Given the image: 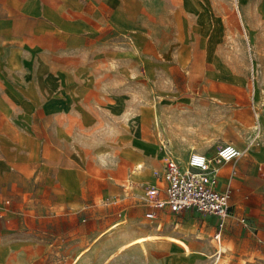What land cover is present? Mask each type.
<instances>
[{"label":"crops","instance_id":"obj_1","mask_svg":"<svg viewBox=\"0 0 264 264\" xmlns=\"http://www.w3.org/2000/svg\"><path fill=\"white\" fill-rule=\"evenodd\" d=\"M203 7L206 4L201 0H0V226L11 230L0 234V264H39L46 259L14 254L18 249L32 247L29 233L13 222L27 212L25 208L29 209L32 201L38 206L46 203L55 215L62 210L82 209L83 200L108 198L123 191L127 194V190L145 202L157 179L156 164L162 161L161 175L167 159L185 168L191 152L210 157L225 143L236 146L220 139L222 127L217 122L223 105L246 104L240 89L248 88L249 73H264V0H240V21L249 49L246 52L242 46L238 54L224 45L232 29L223 14H207ZM180 54L193 56L194 62L203 66L202 80L192 81L187 75L184 83V87L197 86L198 95L191 102L193 118L177 109L169 112V105L165 106L164 116L158 117L151 108V138L146 137V141L144 114L135 110L129 142L116 131L117 143H105L112 134L95 126L101 124L99 121L126 119L136 98L128 94V89L149 87L156 100L160 87H177L176 79L160 80L159 75L170 68L182 74ZM256 79L252 105L253 109L256 105L262 109V146L257 153L255 147L245 150L255 157L264 150V78L258 75ZM224 88L230 89L231 95L224 93ZM171 112L175 114L173 120L167 115ZM153 115L157 116L164 139L159 142L160 150L142 157L151 169L153 182L133 180L125 185L89 172L86 152L93 151L97 156L118 150L117 173L121 175L123 166L133 163V158L124 153L126 149L142 151V142L157 145L159 130L153 127ZM186 120L194 121L191 128ZM89 133L102 136L100 143L80 145L79 137ZM134 139L139 143H133ZM163 144L176 159L167 157ZM256 159L264 167V158ZM231 161L218 168V189L230 190V205L235 208L247 199L246 207L254 211L255 217L260 210L264 231L262 171L243 161L229 173L220 172ZM244 183L254 185L252 190L248 186L246 195L241 187ZM250 191L254 193L252 204ZM155 212L157 218L142 228L126 226L118 231L123 241L142 238L130 246L144 255L145 264H201L210 254V243L198 241L191 232L185 234L176 227V219L195 214ZM240 212L243 209L234 215ZM240 218L244 217H234L233 225L242 224ZM171 237L184 240L189 250ZM255 250H249L252 261L246 263L264 264L254 257ZM256 251L264 257V247ZM215 253H219L216 260L224 251ZM236 253L229 254L230 260L236 261L230 264L240 263V250L236 249ZM89 254V249L82 252L73 264L95 263Z\"/></svg>","mask_w":264,"mask_h":264},{"label":"rangeland","instance_id":"obj_2","mask_svg":"<svg viewBox=\"0 0 264 264\" xmlns=\"http://www.w3.org/2000/svg\"><path fill=\"white\" fill-rule=\"evenodd\" d=\"M201 1L206 4V7L202 8V11H206L207 14H213L215 12L221 13L228 25H231L232 31L228 40L224 42V45H226L231 52L232 50L235 51L236 54L241 53L242 46L243 49L248 52L249 47L246 33L239 15L240 0ZM166 58L168 60L171 59L170 57ZM179 58L180 64L184 68L182 74H178L174 69L170 68L168 70H163L159 75L160 80L176 79L179 82L177 87L173 86V84H169V87H160L158 91L159 94L155 97L156 100L152 99V93L149 87L144 86L142 89H128V94L136 96V98L135 105L131 111H128L126 119L121 121L110 119L107 120V123L99 121L101 124L96 125L95 128H106L112 134L105 143L112 146L117 143L118 137L115 136L116 131L119 132V135L124 134V137L128 140L127 142H129L131 138L129 130L134 127L132 116L134 115L133 113L136 112L135 110H142L141 112L144 114L143 125H145V137L143 140L146 141H148L146 137L151 138L149 128L151 108H154L155 112L157 111L158 117L164 116L163 112L166 111L165 106L169 105V112L177 109L178 111L190 114L193 118L190 111H192V106L194 105H191V102L193 101L192 99L198 95L197 86L184 87V83L187 79V75L192 81L202 80L203 66L201 63L194 62L195 58H193V56L181 57L180 54ZM238 59L242 60L241 56H238ZM249 61L250 59L248 62ZM258 75H262L264 78V73L258 74L250 72L248 88L240 89V94L245 97L246 104L228 103L223 105L220 119L217 122L222 127L220 130V139L223 142L228 141L235 144L243 150V154L239 159L237 158L223 165L220 168V172L229 173L235 166L237 167L236 163L243 161L253 163L260 172L264 168L263 165L259 166L256 159L264 158V150H261L257 154V157L245 152L246 149L255 147L254 153H257L258 147L262 146L260 130L256 132L254 127L255 119L252 105L253 99H256L253 82L257 80L256 77ZM143 80H145V77ZM224 93L231 95L232 92L230 89L224 88ZM254 108L260 113L261 117L262 109L260 106L256 105ZM170 114L167 113L171 120H173L175 114L174 112ZM186 122L188 123V127L191 128V124L194 121L186 120ZM152 124L155 129L159 130V123L156 115H153ZM79 126L82 127L81 124H79ZM94 133L80 136V145H87L90 147L100 143L102 136L98 138L93 135ZM158 133L159 140L157 141V145H150L147 142H142L140 143L142 151L132 148H128L124 151L125 155L133 158V163H127L123 166L122 172L120 171L121 175L117 173L119 169L117 162L118 150L99 153L97 156L93 151L86 152L85 154L88 156L87 166L89 172L98 177L109 176V179H116L121 184L124 183L125 185H128L133 180L153 182L151 169L146 165L142 157L145 153H155L157 150H160L159 142L164 139L161 136L160 130ZM251 141H253V143L257 142V144L251 146L249 145ZM133 143H139V141L134 139ZM212 154L214 153H208V155ZM180 160L182 161V157ZM137 163L142 166L136 168L135 166ZM160 164H162V161L156 164L159 174L156 173L157 179L155 185L152 186V189L156 193L159 192L158 189H160L162 185ZM129 171L130 174L128 176ZM67 182V184H72L69 181ZM248 186H250V190H252V186L254 185L253 183H244L241 185L244 195L247 193ZM258 190L261 191V189ZM249 194V198L251 199L250 204H252L254 193L250 191ZM144 203L143 198L135 196L132 190H127V194L123 191L121 194L112 195L108 198L97 196L94 199L83 200L81 203V206H83L82 209L77 211L68 209L62 210L55 215L50 213V210L46 207V203H40V206H38L35 201H32L30 208H25L27 212L21 214V216H18V219L13 221L17 223L16 225L20 230L29 233L33 242L32 247L18 249L14 254L46 257L45 260H40L39 264H73L75 257L89 249V256L95 261V263L89 264H145L144 255L135 246L128 245L133 239H130V241L126 243L118 232L126 226L133 227L132 229L137 230L142 228L149 221H152L145 217L150 207L145 206ZM244 203V205L236 208L234 205H230L228 215L221 221L206 220L205 217L197 216V214H195V216H181L179 219H176L178 223L176 226L177 229L184 231L185 234L191 232L193 238H195V236L200 237V239L196 238L198 241L210 243V254L204 256V262L202 261L201 264H230L232 261L236 262L229 258V254L238 255L236 249L240 250L241 257H239V264H252L249 262L246 263L247 261H252L253 253H249V250H258L259 246L264 247V231L261 228L262 223L259 219L261 217L259 215L261 212L258 210V214L255 217L254 211L246 207L247 199ZM238 209H243V212L237 215L245 219L242 224L233 225L232 219L237 216L234 215V212L236 213ZM28 211L30 214H28ZM255 218H257V221ZM114 222H118V224L115 227H110ZM9 232H11L9 228L4 229V227L0 226V234H7ZM216 232H220V242L218 243L212 239V236ZM219 250H223L224 253L215 260V257L219 253L214 254V252ZM256 250L254 257L264 261V257L258 256L259 253ZM234 258L235 257H233V259Z\"/></svg>","mask_w":264,"mask_h":264},{"label":"built area","instance_id":"obj_3","mask_svg":"<svg viewBox=\"0 0 264 264\" xmlns=\"http://www.w3.org/2000/svg\"><path fill=\"white\" fill-rule=\"evenodd\" d=\"M253 116L257 132L260 113L254 109ZM256 144L251 141L249 145ZM242 154L243 151L236 146L225 143L210 157L198 152L189 153L185 168H181L175 160L167 159L161 172L162 187L158 193L153 190L145 198L151 208L145 217L153 220L157 218L155 211L167 210L173 214L193 213L201 217L224 218L229 213L230 190L218 189V168ZM240 222H244V218H240ZM213 239L219 241L220 232H216Z\"/></svg>","mask_w":264,"mask_h":264},{"label":"bare ground","instance_id":"obj_4","mask_svg":"<svg viewBox=\"0 0 264 264\" xmlns=\"http://www.w3.org/2000/svg\"><path fill=\"white\" fill-rule=\"evenodd\" d=\"M162 148L164 149L167 157H172L171 151L166 147L165 144L162 145ZM141 166H142L141 164L137 163L135 167L140 168ZM117 224H118V222H114L110 225V227H115ZM195 238L200 239V237H198V236H195ZM171 240L182 245L187 251L189 250V246L184 240L179 239V238H175V237H171ZM141 241H142V238L140 237V238H137L136 240L129 242L128 245H131V244L136 243V242H141Z\"/></svg>","mask_w":264,"mask_h":264}]
</instances>
